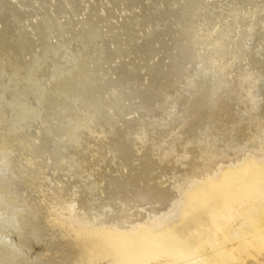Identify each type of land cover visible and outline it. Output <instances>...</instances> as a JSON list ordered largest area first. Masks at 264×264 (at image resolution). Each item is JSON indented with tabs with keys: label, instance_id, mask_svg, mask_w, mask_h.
I'll list each match as a JSON object with an SVG mask.
<instances>
[{
	"label": "bare ground",
	"instance_id": "6f19581e",
	"mask_svg": "<svg viewBox=\"0 0 264 264\" xmlns=\"http://www.w3.org/2000/svg\"><path fill=\"white\" fill-rule=\"evenodd\" d=\"M0 264H264V0H0Z\"/></svg>",
	"mask_w": 264,
	"mask_h": 264
},
{
	"label": "rangeland",
	"instance_id": "374dc122",
	"mask_svg": "<svg viewBox=\"0 0 264 264\" xmlns=\"http://www.w3.org/2000/svg\"><path fill=\"white\" fill-rule=\"evenodd\" d=\"M35 249H36V250H39V249H41V248H40V246H35Z\"/></svg>",
	"mask_w": 264,
	"mask_h": 264
}]
</instances>
